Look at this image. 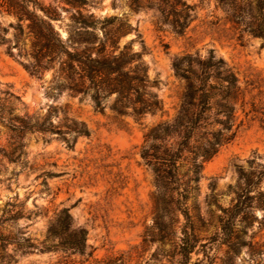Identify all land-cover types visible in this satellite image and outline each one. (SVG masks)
Segmentation results:
<instances>
[{"label":"rangeland","instance_id":"1","mask_svg":"<svg viewBox=\"0 0 264 264\" xmlns=\"http://www.w3.org/2000/svg\"><path fill=\"white\" fill-rule=\"evenodd\" d=\"M36 1L56 16L48 20L66 45L89 38L91 33L99 40L105 34H115L114 55L125 46L131 47L132 53H141L148 80L155 82L150 90L162 102L164 113L147 114L135 122L131 117L116 118L108 108L103 113L95 111L88 98L79 101L65 92L58 95L55 76L65 58L55 60L39 77L31 76L25 66L36 64L37 50L26 29L28 22L18 23L4 12L0 0V29L5 30L0 41V108L40 122L49 116L53 127L61 124L60 110L66 108V116L83 122L90 134L78 138L72 150L55 134H27L16 159L10 154V134L0 124V219H15L0 232L40 247L49 223L60 210L67 209L72 227L87 233L84 256L34 250L17 253L15 264H87L115 257L122 258L124 264H264V209L253 210L256 220L242 236L235 257L220 229L222 211L235 200L238 168L246 170L249 159L264 166V42L248 34L238 40L227 9L216 0H181L195 7V20L183 36L161 22L156 7L135 8L132 0ZM35 14L47 18L39 9ZM90 16L94 28L81 30L73 23L77 19L89 25ZM18 26L23 32L16 39ZM210 52L238 79L242 97L226 102L234 108L235 125L240 126L234 140L203 164L196 186L187 184L186 160L177 162L175 179L167 185L170 193L164 196L166 201L171 199L176 212L172 223L163 220L159 224L155 206L164 192L156 187L152 170L140 158L144 136L177 115L184 82L173 63L190 56L191 67L197 71L195 59L205 61ZM113 98H108V105ZM210 114L212 117L213 112ZM245 226L238 225V230ZM185 234L191 252L184 256L179 252ZM7 250L11 253L14 247Z\"/></svg>","mask_w":264,"mask_h":264},{"label":"trees","instance_id":"2","mask_svg":"<svg viewBox=\"0 0 264 264\" xmlns=\"http://www.w3.org/2000/svg\"><path fill=\"white\" fill-rule=\"evenodd\" d=\"M216 1L227 9L228 22L238 32V40L243 34H248L264 42V0ZM132 3L135 8L156 7L161 14V22L168 24L177 36H183L195 20V7L181 0H132ZM2 7L18 23L28 22L26 29L33 39V47L37 50L36 64L25 66L31 76L39 77L55 60L61 61L65 58L64 62L58 64L55 76V90L58 95L65 92L70 97H78L79 101L88 98L95 111L103 113L108 108L116 118L131 117L135 122H140L147 114L163 115L162 102L150 90L155 82L150 83L148 80L147 67L141 61V53H132L131 47L125 46L118 55H114L117 49L115 34H105L99 40L91 33L89 38H80L77 42L66 45L48 20L50 17L55 19L56 16H52L53 12L38 1L3 0ZM35 9H39L47 18L35 14ZM79 16L82 17L81 14ZM89 18V25L77 19H73V23L79 25L81 30L94 28V18ZM2 32L5 30L0 29V41H3ZM17 32L16 39H19L23 32L21 26H18ZM81 45L83 48L79 50ZM108 47L112 50L108 51ZM7 51L11 53L9 48ZM191 60L190 56H184L173 63L175 73L184 82V92L176 117L172 122H161L148 130L139 153L144 164L152 170L156 187L164 192L161 203L155 206V220L159 224L163 220H168V224L172 223L173 214L176 212L172 208L171 199L166 201L164 196L170 193L167 185L170 180L175 179L177 162L186 160L187 184L196 186L203 164L209 162L221 147L234 140L240 126L235 125L234 108L226 102L228 99L236 102L242 97L238 79L232 69L221 59L215 60L211 52L205 61L195 59L197 71L192 69ZM4 95L20 101L8 92H4ZM111 96L114 98L108 105L107 100ZM60 111L63 115L61 124L53 127L49 116L40 122L27 114L17 117L12 115L11 109L5 111L0 108V124L10 134V154H15L16 159L21 156L23 139L27 134H55L68 150L74 148L78 138L89 137V131L83 122L69 119L66 108ZM210 112H213L212 117ZM184 155L187 157L184 158ZM247 163L246 170L238 168L234 203L222 211L223 218L220 221L221 234L225 237L229 253L233 257L243 244L242 236L247 234L252 221L256 220L253 210L264 209V189H261L264 166L256 164L254 159L247 160ZM184 215H187L186 212ZM14 220L0 219V229ZM243 223L246 226L238 230V225ZM86 235L85 229L72 227L68 210L62 209L49 223L46 240L40 247L28 241L18 242L10 234L0 232V264H15L17 253L23 255L34 250H60L84 256L87 247ZM181 242L179 253L185 256L191 252V241L185 234ZM9 246L14 247L11 253L7 250ZM251 250L257 249L251 247ZM256 253L260 254L259 250ZM87 257H91V252ZM87 264L124 262L122 258L115 257L105 261L94 260Z\"/></svg>","mask_w":264,"mask_h":264}]
</instances>
